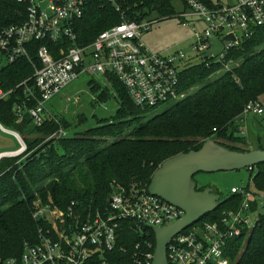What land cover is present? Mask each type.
Returning a JSON list of instances; mask_svg holds the SVG:
<instances>
[{
    "label": "built area",
    "instance_id": "built-area-1",
    "mask_svg": "<svg viewBox=\"0 0 264 264\" xmlns=\"http://www.w3.org/2000/svg\"><path fill=\"white\" fill-rule=\"evenodd\" d=\"M16 1L25 4V17L0 30V67L25 59L31 62L33 72L10 89L3 87L0 78V102L9 100L20 88L22 97L11 108L14 122L28 115L34 126L57 121L46 103L83 73L105 80L108 74L117 76L139 107L180 101L190 91L180 87L179 73L183 68L192 62L208 65L211 61L228 68L225 56L230 49L250 37L256 27L264 26V0H210V5L201 0H181L185 9L179 14L181 23L187 26L186 19L190 18L193 31L191 53L186 56L182 49L152 52L141 39L142 32L150 28L149 20L136 22L121 17L120 23L99 32L90 43H77L75 25L89 0ZM107 1L123 15L121 4L126 0ZM196 23L202 25L201 30ZM226 33H232L236 41L222 40ZM213 39L221 42L219 50L212 47ZM263 113L261 98L248 101L242 111V115ZM0 130L18 144L12 150H0V163L12 157L20 162L31 153L17 129L0 122ZM66 135L67 129L60 125L45 140ZM110 190L107 205L95 211L80 210L73 201L59 208L41 198L34 199L31 215L39 224L37 240L25 242L18 255L0 256V264H111L107 254L116 249L124 251L119 243L122 222H133L141 235L144 227L166 225L183 214L179 207L150 194L147 188L126 190L112 184ZM231 192L242 195L236 209L225 210L219 220L195 222L172 236L166 246L168 264H229V241L247 234L255 225L258 206H264L260 192L256 194L246 187H232ZM255 200L257 205L252 210ZM151 247L144 237L134 244L123 264H151Z\"/></svg>",
    "mask_w": 264,
    "mask_h": 264
},
{
    "label": "trees",
    "instance_id": "trees-1",
    "mask_svg": "<svg viewBox=\"0 0 264 264\" xmlns=\"http://www.w3.org/2000/svg\"><path fill=\"white\" fill-rule=\"evenodd\" d=\"M172 1L126 0L121 4L122 15L107 0H89L83 17L75 25L77 43H90L99 32L120 23L122 18L140 22L149 20L154 13L169 18L175 14ZM201 1L211 4L210 0ZM24 10L25 4L16 0H0V30L22 22ZM32 57L35 60L33 53ZM225 57L228 68L216 61L208 65L189 63L179 73L180 87L190 90L188 95L156 107L134 104L115 75L106 76L112 91L107 87L99 90V85L91 80V89L99 90L98 101H105L112 94L117 98L114 115L90 129L56 141L45 138L60 125L69 128L64 118L34 126L30 116L25 115L15 123L11 108L22 97L21 89L16 88L9 100L1 101L0 122L17 129L31 153L20 162L12 157L3 158L0 163V256L18 255L25 242L37 240L39 224L31 215L32 201L36 198L59 208L73 201L80 210L95 211L107 205L112 184L126 190L147 188L163 160L175 153L196 150L208 138L232 150H249L230 142L246 143L235 136L242 111L248 101L264 98V26L256 27L250 37L241 40ZM32 72L31 62L25 59L3 65L2 85L10 89ZM258 148L264 149V145ZM249 180L258 190L264 189V163L249 171ZM203 188L198 186V190ZM241 197V193L230 190L224 198L220 196L222 204L197 223L219 220L222 212L240 205ZM256 203L255 200L252 210ZM133 225L131 221L121 223L119 243L124 251L109 252L111 264L126 263L134 244L142 242L144 237L154 249L153 230L144 227L140 235ZM227 251L229 264H264V212L257 213L255 225L247 234L229 241Z\"/></svg>",
    "mask_w": 264,
    "mask_h": 264
},
{
    "label": "rangeland",
    "instance_id": "rangeland-1",
    "mask_svg": "<svg viewBox=\"0 0 264 264\" xmlns=\"http://www.w3.org/2000/svg\"><path fill=\"white\" fill-rule=\"evenodd\" d=\"M172 2L175 14L169 18H160L154 13L149 19L151 20L150 28L142 32L141 39L152 52L182 49L187 56L191 53L190 44L193 40L192 20L187 18V26H183L179 14L185 10L184 5L181 0ZM196 26L198 30L202 29L200 23H196ZM211 41L214 50H219L221 42L215 39ZM2 64L3 60L0 56V65ZM91 80L99 85V90L107 87L112 91V85L108 80L95 74L83 73L46 103V108L56 115V120L61 117L68 123L67 137L96 126L100 120L110 119L116 111L117 98L112 94L107 100L98 101L99 90L94 92L91 89ZM261 99L264 102V98ZM235 133V136L240 137L246 143L232 141L230 144L233 146L248 147L250 150L264 145V113L254 116L243 115ZM16 147L18 144L15 139L0 130V150H12ZM194 179L197 180L199 186H210L217 190L222 198L230 193L232 187L245 188L249 186L256 194L261 191L260 195L264 202V189L258 190L257 186L253 185L249 180V171L246 168L232 171L200 172L195 174ZM257 212H264V206L259 205Z\"/></svg>",
    "mask_w": 264,
    "mask_h": 264
},
{
    "label": "water",
    "instance_id": "water-1",
    "mask_svg": "<svg viewBox=\"0 0 264 264\" xmlns=\"http://www.w3.org/2000/svg\"><path fill=\"white\" fill-rule=\"evenodd\" d=\"M222 40L235 42L232 33L223 34ZM264 163V149L237 151L208 138L198 149L175 153L155 169L148 192L179 207L183 214L166 225L153 227L155 246L151 264H168L166 246L177 232L191 226L198 219L222 204L223 199L214 188L196 187L195 174L240 170Z\"/></svg>",
    "mask_w": 264,
    "mask_h": 264
},
{
    "label": "flooded vegetation",
    "instance_id": "flooded-vegetation-1",
    "mask_svg": "<svg viewBox=\"0 0 264 264\" xmlns=\"http://www.w3.org/2000/svg\"><path fill=\"white\" fill-rule=\"evenodd\" d=\"M193 179H194V177H193ZM194 180L196 181V187L198 188L199 185H198V183H197V180H196V179H194ZM203 189H204V188H203Z\"/></svg>",
    "mask_w": 264,
    "mask_h": 264
}]
</instances>
